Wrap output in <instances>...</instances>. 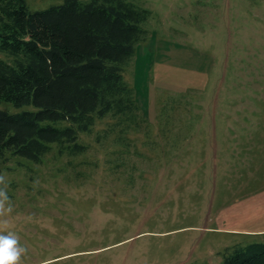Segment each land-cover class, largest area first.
I'll list each match as a JSON object with an SVG mask.
<instances>
[{"label": "rangeland", "instance_id": "rangeland-1", "mask_svg": "<svg viewBox=\"0 0 264 264\" xmlns=\"http://www.w3.org/2000/svg\"><path fill=\"white\" fill-rule=\"evenodd\" d=\"M129 1L152 12L124 73L144 121L120 143L98 120L76 158L8 157L20 264H221L264 241V0Z\"/></svg>", "mask_w": 264, "mask_h": 264}, {"label": "trees", "instance_id": "trees-1", "mask_svg": "<svg viewBox=\"0 0 264 264\" xmlns=\"http://www.w3.org/2000/svg\"><path fill=\"white\" fill-rule=\"evenodd\" d=\"M151 10L129 0H63L31 11L26 0H0V175L8 157L34 164L87 153L81 134L98 120L116 122L118 141L139 131L141 113L124 73L150 38ZM221 264H264V241L226 250Z\"/></svg>", "mask_w": 264, "mask_h": 264}, {"label": "clouds", "instance_id": "clouds-1", "mask_svg": "<svg viewBox=\"0 0 264 264\" xmlns=\"http://www.w3.org/2000/svg\"><path fill=\"white\" fill-rule=\"evenodd\" d=\"M4 180V176L0 175V182ZM0 217H4L12 211V203L8 195L0 191ZM7 201V208H5ZM9 222L7 219H0V264H20L21 256L26 253L27 249L20 245L18 236L7 231ZM7 231V234H3Z\"/></svg>", "mask_w": 264, "mask_h": 264}]
</instances>
